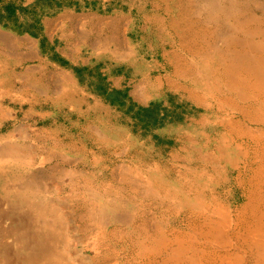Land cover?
Listing matches in <instances>:
<instances>
[{"label": "rangeland", "instance_id": "1", "mask_svg": "<svg viewBox=\"0 0 264 264\" xmlns=\"http://www.w3.org/2000/svg\"><path fill=\"white\" fill-rule=\"evenodd\" d=\"M177 1L0 0V149L11 141H36L34 161H44L29 167L25 157H0V220L6 232L0 230V264H32L20 258L31 257L32 238L45 234L24 224L31 216L21 197L31 195L13 186L30 174H41L48 189L36 200L76 204L79 213L121 188L125 205H149L147 211L128 206L126 216L136 223L168 220V198H156L152 187L163 193L173 178L183 181L190 133L203 145V128L216 139L229 126L217 98H203L201 76L176 71L178 55L189 58L193 69L201 67L173 25ZM112 30L125 43L112 44L107 36ZM21 126L31 132L28 141L20 136ZM195 166L200 170L204 164ZM230 173L228 181L219 176L224 184L217 186L233 206L240 205L247 174L240 184L237 171ZM131 176L143 182L137 186ZM14 224L21 232L10 235ZM108 228L99 246L102 264H116L117 257L123 264L145 263L130 225L112 222ZM120 233H127L121 243L112 241ZM65 253L69 261L82 257Z\"/></svg>", "mask_w": 264, "mask_h": 264}, {"label": "bare ground", "instance_id": "2", "mask_svg": "<svg viewBox=\"0 0 264 264\" xmlns=\"http://www.w3.org/2000/svg\"><path fill=\"white\" fill-rule=\"evenodd\" d=\"M174 5L178 14L172 20L173 25L185 51L201 66L195 70L189 58L178 55L173 57L176 71L197 72L201 76L203 98H217L226 111L229 124L226 133L214 139L203 128L201 135L207 139L203 145H199L198 135L190 133L185 174L181 172L183 181L173 178L163 193L152 187L156 198L162 201L168 198L167 221L149 218L138 224L134 216H126L138 204L125 205L119 187L115 197L104 202L99 197L98 203L78 213L76 204L64 207L56 201L36 200L39 193L48 192L46 181L39 178L41 174L26 176L20 185L14 182L13 186L33 196L29 200L26 194L21 197L27 210L24 213L31 216L24 224L35 225L45 233L32 238L33 253L31 257L20 258L21 261L102 264L99 260L101 238L109 232L110 223L122 222L130 225L141 256H147L144 264H264V0H179ZM201 19L203 22L199 24ZM122 30L126 32L127 27ZM107 36L112 44L125 43V38L113 30ZM236 113L242 114L243 119H233ZM30 134L27 127L21 126L20 136L24 141L32 137ZM37 147L36 141H11L0 149V157H25L29 167H39L44 161L39 164L34 161ZM196 162H203L204 166L198 170ZM234 170L239 174L237 182L242 183L239 178L244 171L247 180L245 200L233 206L221 196L217 185L224 184L219 176L228 181ZM128 180L137 186L143 182L137 176ZM72 187L76 192L80 189L77 181ZM147 205L141 203L134 208L147 211ZM181 212L184 215L178 222ZM170 222L175 225L170 227ZM20 227L10 225L7 232L20 233ZM0 230L3 231L1 220ZM126 234L111 236L112 241L121 243ZM67 237L75 239L83 248L69 243ZM90 246L95 250L94 255L89 252ZM9 248L15 250L13 245ZM64 251L82 257L69 261ZM85 256L87 261L83 260ZM123 260L117 257L115 263L123 264Z\"/></svg>", "mask_w": 264, "mask_h": 264}]
</instances>
